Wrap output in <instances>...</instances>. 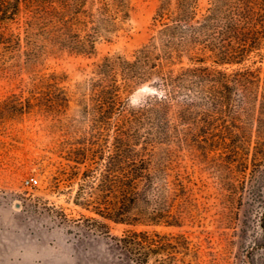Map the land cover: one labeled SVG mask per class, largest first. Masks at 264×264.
<instances>
[{
  "label": "trees",
  "instance_id": "1",
  "mask_svg": "<svg viewBox=\"0 0 264 264\" xmlns=\"http://www.w3.org/2000/svg\"><path fill=\"white\" fill-rule=\"evenodd\" d=\"M200 3L158 0L155 33L129 55H104L72 87L65 71L38 70L0 103L10 119L34 111L59 117L74 103L85 129L58 175L76 185L73 205L93 215L78 221L114 240L133 264L188 252L183 234L155 230L182 227L164 199L170 184L186 192L183 181H168L158 147L217 156L226 146L223 118L233 115L229 97L260 79V67L252 66L263 62L264 0H214L205 11ZM130 10V0H0V72L14 74L47 57L91 58L100 42L125 30ZM143 86L155 93L131 107L129 98ZM110 224L126 229L114 236Z\"/></svg>",
  "mask_w": 264,
  "mask_h": 264
},
{
  "label": "rangeland",
  "instance_id": "2",
  "mask_svg": "<svg viewBox=\"0 0 264 264\" xmlns=\"http://www.w3.org/2000/svg\"><path fill=\"white\" fill-rule=\"evenodd\" d=\"M213 1L201 0L200 7L205 11ZM130 6L125 30L111 42H100L95 56L47 57L14 74L0 72V103L38 70L65 71L72 87L87 77L88 64L108 53L129 55L146 43L155 33L152 18L158 0H130ZM258 54L263 62H255L252 69L260 67V79L247 88L238 85L229 97L233 115L223 118L226 146L217 156L202 158L194 150L178 149L174 144L157 149L158 157L168 162V181H183L186 192L180 195L170 184L164 199L180 215L182 227L155 230L183 234L188 252L176 253L174 258L165 252L155 264H264V46ZM153 93L148 86L140 87L129 98V105L137 108ZM224 101L223 111H228ZM74 110L72 103L66 115L59 117L34 111L10 119L0 105V264H15L17 258L23 260L21 264H32L36 249L30 231L38 228L58 229L57 239L43 236L39 243L41 256L63 257L58 264H133L114 240L78 221L81 215H93L73 205L76 185L58 175L65 166L62 157L85 129L75 121ZM31 177L34 184L28 187L24 181ZM125 229L110 224L111 235L121 236ZM170 242L178 245L173 239Z\"/></svg>",
  "mask_w": 264,
  "mask_h": 264
},
{
  "label": "crops",
  "instance_id": "3",
  "mask_svg": "<svg viewBox=\"0 0 264 264\" xmlns=\"http://www.w3.org/2000/svg\"><path fill=\"white\" fill-rule=\"evenodd\" d=\"M38 228V227H37ZM60 238L61 240H63V232L60 231ZM30 235H31V240H32V245L33 248L35 247V254L33 255V259L31 260L32 264H41V263H45V264H58V261L62 262L63 257L60 256V259H58V256L52 255L49 259L45 258L44 256H41V254L39 253V243L41 241V238H43V236L45 237H50L53 238L55 237L57 239L58 236V229L54 230H46V229H35V230H31L30 231ZM55 249V248H54ZM21 258H17V260L15 261V264H21V262L23 260H20Z\"/></svg>",
  "mask_w": 264,
  "mask_h": 264
},
{
  "label": "built area",
  "instance_id": "4",
  "mask_svg": "<svg viewBox=\"0 0 264 264\" xmlns=\"http://www.w3.org/2000/svg\"><path fill=\"white\" fill-rule=\"evenodd\" d=\"M24 183L28 186V187H31L33 184H34V178L31 177V178H28L24 181Z\"/></svg>",
  "mask_w": 264,
  "mask_h": 264
}]
</instances>
